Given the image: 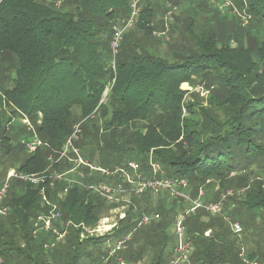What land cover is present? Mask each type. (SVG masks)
Returning a JSON list of instances; mask_svg holds the SVG:
<instances>
[{"label": "trees", "instance_id": "1", "mask_svg": "<svg viewBox=\"0 0 264 264\" xmlns=\"http://www.w3.org/2000/svg\"><path fill=\"white\" fill-rule=\"evenodd\" d=\"M170 2L173 8L167 7ZM181 2L185 0L168 1L165 10L179 8ZM195 2L187 25L172 28L192 35L193 48L182 47L188 50L185 57L167 61L126 36L113 67L110 42L114 22L130 17V0H0V182H5L11 170L44 179L38 187L10 180L8 196L0 204V210H10L7 217L0 215V258L4 264L17 253V234L29 249L23 264H81L83 260L96 264L88 248L97 250L99 245L102 263L116 264L115 258L105 262L106 241L129 234L133 239L118 256L129 262L146 259V264H163L170 237L167 230L174 218L168 212L163 220L159 215L158 222L138 228L144 215H153L137 206L138 196L113 237L81 240L84 227L95 228L104 210L117 206L92 187L112 183L110 187L117 188L108 175L129 170L130 163L140 166L147 176L152 175V163L160 165L163 173L159 178L188 182L194 199L200 190L205 191L208 181L224 183L213 203L234 184L249 186L238 207L247 206L253 212L251 219H257L256 212L262 213L258 218L264 221V0H234L244 15L238 19L231 15L232 9H225L230 14L221 20L213 19L201 0ZM202 14L207 21L199 22ZM139 17L135 28L143 34L152 37L159 28L165 32L164 24L154 26L157 14L153 6L144 5ZM233 17L237 22L230 19ZM202 24L210 30H195ZM199 80L212 90L208 107L183 90ZM17 115L31 125L23 123L21 130L34 132V138L43 144L34 154L26 149V137L14 144ZM76 127L80 133L74 146L84 164L76 166L68 159L52 163L50 159L57 161ZM71 157L78 158L74 153ZM6 161H10L7 169ZM17 164L19 168H14ZM56 173L61 180H55ZM42 189L51 206L43 203ZM64 190L66 196L61 199ZM233 197L227 198L222 215L212 217L199 209L188 216V234L198 246L195 262L246 264L245 255L227 249L222 221H215L229 216L228 209L234 205L229 202H237ZM153 200L150 195L143 202ZM53 215L61 233L67 224L72 225L64 242L57 244L63 247L42 256L41 250L37 251L35 222ZM205 216L210 218L208 222L202 220ZM208 230L211 237H205ZM160 232L164 236L158 239ZM6 234L9 244L4 243ZM43 234L55 242L52 231ZM248 255L251 262L264 257L260 252Z\"/></svg>", "mask_w": 264, "mask_h": 264}, {"label": "rangeland", "instance_id": "2", "mask_svg": "<svg viewBox=\"0 0 264 264\" xmlns=\"http://www.w3.org/2000/svg\"><path fill=\"white\" fill-rule=\"evenodd\" d=\"M130 1H133V0H130ZM168 1H173V0H141V3H140L142 5V6H140L141 8H143L144 5H148V6L151 5L155 8V13L157 14V18L153 21V23L155 24L154 26L159 25V24H160V26H162L164 24L165 28H166V24H168L169 30H168V32H166V30H164L165 31V34H164L163 32H161V30H160L161 28H159L158 33H156L154 36L150 37V36H147L145 33L143 34L141 32V30H139L138 28L128 29L124 33L123 40H122L121 45H120V49L117 53L118 57L123 52V47H121V46L123 45L122 43H123L126 36L128 38H130L134 43L135 42L139 43V41H140L142 46L140 44L139 45L141 47H144V45H145L147 47V49L151 51V52H149L150 54L160 55V56H162V58H164L167 61L172 62V61H175L176 58H179V60H181L183 57L186 56V54L188 53V50L186 51L182 47L193 48L194 45H192V35L186 34L184 31H182V29L177 32L176 30H174L172 28H174L176 26V24L177 25L179 24L180 27H182L183 23H184V25H187V22H186L187 19L193 15V11L191 8H193V7L196 8V2L195 1H198V0H185L187 5L189 6L188 8H185V6H186L185 2H181L182 6L179 8L177 7L178 9L175 13L171 12V11H173V9L165 10V4ZM212 2L213 3L211 4V0H201V6L209 7L211 10L209 15L213 16V19H215V20H221L227 14L229 15L230 13H227V10H230V9H232L231 15L236 16L238 19L241 18L242 15H244L243 13H245L244 10L242 13V10H240L237 6H235L234 0H226L224 2V4H223V2L221 3L220 0H212ZM172 5L173 4L170 2L167 4V7L173 8ZM225 9H227V10L225 11ZM221 10L225 11V12H222ZM165 11H166V13H165ZM199 16H204V15L202 14ZM199 16L196 18L199 19ZM230 17H232V16H230ZM181 18H183L182 23L180 22ZM206 18L207 17L204 16L203 18L200 19L199 22L207 21ZM230 19L234 23H235V21L237 22V20H235L234 17L230 18ZM203 24L200 25L199 27H196L195 30H197V31H205V30L208 31V30H210L206 27H201V26H203ZM123 26H124L123 21L121 23L120 22H114L113 31L116 28L121 29ZM171 29H172V31H171ZM159 32H161V33H159ZM133 37H134V40H133ZM232 44H233V47H237L236 43L233 42ZM219 47L221 48V46H219ZM117 56H116V58L118 59ZM111 60L113 62L112 63V65H113L115 63L113 56H112ZM200 81L201 80L197 81L196 85H194L192 87H191V85L187 84L185 88H183V87L182 88H183V90H188L190 93H192L191 95L194 94V96H193L194 98L191 95H190V97L195 99V101L198 102L200 105H203V107H208V104L210 101L209 98H210V95L212 93V90L209 87L203 85ZM190 97H188V98L190 99ZM23 120H24V118L21 117L20 115H17L15 120H14V122H15L14 125L17 128V132H16V136H15L16 140L14 141L15 145H18L19 143H21V141L25 137H26L27 142L34 141V132L33 133L32 132L27 133V132L21 130V127L24 123ZM23 141H25V140H23ZM76 149L78 151V154L80 155L81 154L80 150L77 147H76ZM26 154L27 153L22 154L23 158L26 157ZM71 159L74 160V158H72V157H71ZM9 163H10V161H8L6 163V169H7V164H9ZM153 165L155 166L158 164L152 163V168H153ZM15 166L16 165H13L14 168H19L18 164H17V167H15ZM129 167H130V165H129ZM159 167H160V165H159ZM60 168L62 170L64 169L63 166H61ZM152 168H151V172H152L151 176H147V175H145V173H142L140 166H139L138 170H135V171H137L136 174L138 176L131 175L133 173L135 174V171L131 167L129 170L128 169L124 170V171L130 173L129 182H125L126 183L125 185H127L129 188L123 184L122 177L117 176L119 172H115L113 175H111V174L108 175L111 178L113 177L112 181H114V182L116 181L117 185L113 184V185H115L114 187H118V186L121 187L125 191V193H123L117 197V199H120V201L117 202V204H119V205H117L116 208H114V210L116 212L111 214L112 210L108 211L107 209H105L103 217L98 222L97 226L93 230H91V228H89L87 232L85 231L83 234H81V240L86 239L87 237L104 238V239L108 238V235L110 234V231H111L110 228H112V226H110V224H112V222L107 223L106 221H117L118 219H120V215L122 213L127 214V211L130 210V208H129L130 204L129 203H131L133 198H134V195L131 193V191H132L131 188L133 186V183L137 182L140 179V177L142 179H145V180H151V178L152 179H155V178L156 179H166V178H159V175L163 173L162 172L163 169H160V172L155 174L154 169H152ZM3 169H5L4 165H3ZM76 174H79V170H76ZM105 174H107V172ZM53 175L56 177V176H59L60 174L56 173ZM80 175H81V177H83L82 173H80ZM117 177L121 179L120 182H117ZM223 184L224 183H222V182L210 183V181H208L207 185L204 187V190L206 192L204 191L205 196L202 199L203 203H206V204L213 203V201L216 198L215 195L218 192L221 193ZM95 185H101V183H97ZM107 185L109 186V184H104V186H107ZM111 185H112V183L110 184V186ZM248 190H249V186L239 188L234 184L233 186L228 188L227 192H224V193L222 192V195L228 193L229 191L234 193V197L233 196L232 197L235 198L237 202L234 203V201H230L229 203H231V205L234 204L233 206L236 205V207L230 206L231 209H228L229 216L228 217H222L221 219L218 218L215 221H222L221 226L224 229L223 232L226 234V237L228 238L227 240H225L226 245H229V247L227 248L228 250H230L234 255H237V256L241 255L243 257V255H245L246 264H264V257H258L257 259L253 260L252 262L248 258V256H249L248 254H251V253L254 254L255 252H260V253L264 254V221H261V219L258 218V216H261L263 214L260 212H256V213H258L257 219H256V217H255V219L254 218L251 219L253 216V212L251 210H249V208L247 206H246V208H242V206L238 207V203H240L242 200H244L243 198L246 196ZM185 193L192 199V201H195L194 189H192L190 187V185H189L188 190ZM162 194L163 193H161L159 195H162ZM150 195H151V193H146V194L142 195L141 197H139L141 199L139 201L147 200L150 197ZM166 195L169 196V199L170 198L173 199V202L175 201L174 198H176L177 201L179 202V208L180 209H179V214L177 216L185 214L187 211H189L193 208L192 202L183 201L177 197H174L169 192H167ZM155 196H157V195H155ZM227 204H228V202L224 203L223 209L221 211L222 214L225 211ZM8 213H10V210L8 211ZM194 214L195 213H191L190 215H194ZM7 216L8 215H6L5 217H7ZM212 217H214V215ZM209 219L210 218L208 216H205V217H203L202 220L208 222ZM35 223H36V227H37V233L39 234L38 241H36L37 251L41 250L42 256H44V255L50 256L53 252L57 251L58 248L60 250L63 247V245L62 246L56 245L55 246V248L57 247L56 250L47 248L53 244H56V242L51 241L50 239H48V237L45 234H43L41 232V222L36 220ZM236 224L240 225V227L242 228L241 234H235L234 233L233 227ZM174 230H175V227H174ZM58 233L61 234V231H58ZM168 234L170 237H169V242L167 244V250L165 252L163 264L169 263L170 252L172 251V248H174L175 243H176V237L173 234V231L171 232V230H169ZM205 234L207 235L205 237H211L213 235L211 233V230L206 231ZM14 240L17 244L18 250H17V253L15 255L10 257L9 262L7 264H23V261L28 259L29 249L25 246L23 238L20 235L17 234V237ZM64 240H62L61 242H63ZM231 241H232V243H230ZM193 242H195V241H193ZM221 242H224V240H221L220 243ZM4 243H8V244L10 243V239L8 238V234L5 235ZM107 243H108V240L106 241L105 248L112 249L113 248L112 243L111 242H109L108 244ZM194 245L196 246V250H195V254H196V253H198V246L195 243H194ZM233 245H235V246H233ZM127 247H128V243L126 244V249H127ZM107 251H108V249H107ZM88 252L92 253L93 259L95 260L96 264H103L102 260H101V256H102L101 255V252H102L101 245L98 246L97 250L92 249V248H88ZM118 255H120V253H118ZM118 255H117V257L119 258L120 256H118ZM197 255L199 256V259L202 258L199 254H197ZM106 258H107V254H106ZM126 261L129 262L128 260H126ZM238 261H240V260H238ZM86 262H87L86 260H83L81 262V264H85Z\"/></svg>", "mask_w": 264, "mask_h": 264}, {"label": "built area", "instance_id": "3", "mask_svg": "<svg viewBox=\"0 0 264 264\" xmlns=\"http://www.w3.org/2000/svg\"><path fill=\"white\" fill-rule=\"evenodd\" d=\"M141 0H133L131 1L130 7H131V14L130 17L124 22V26L121 29H114V34L112 36V40L110 42V48L113 52V57L114 59L117 56V53L120 49L121 42L123 40L124 33L128 29H133L137 26L139 19H140V7ZM177 8H174L173 11L171 12H176ZM169 23V22H168ZM169 30V25L166 24V32ZM165 34V32H164ZM115 62V61H114ZM115 63L113 64L114 67ZM109 90L106 91L105 97L108 95ZM27 126L31 127L30 122L25 119L23 121ZM80 133L79 127H76V130L74 134L71 136V138L68 140L64 150L59 153V157L56 160L54 158H51L50 161L52 163H58L62 161L63 159H68L71 162H74L77 166L84 164L83 160L80 158L77 149L74 146V143L78 140V134ZM26 146V149L29 154H34L40 147L43 146L42 142L38 139L36 136L34 138V141L26 142L24 143ZM70 153H74L75 155L78 156L77 159L72 160L70 158ZM130 167L135 171L139 169V166L135 163H130ZM154 173L157 174L160 172V167L159 165H153ZM117 172L122 173L123 177L127 182L130 180V173L124 171V170H117ZM137 171H135L136 174ZM136 176H138L136 174ZM16 178L19 179L25 183L31 184L35 187L40 186V184L44 181L43 178H40L39 176H27V175H19L16 173L15 170H12L8 173L7 178L5 182L1 183L0 182V204L4 202V200L8 196V191L10 188V180ZM62 176H56L55 180H61ZM189 188V184L186 181L183 180H175V179H151V180H145L140 177V179L133 183V186L131 188V193L134 196H142L146 193H151L153 195H159L161 193H171L174 197H177L183 201L186 202H192L193 208L189 211H187L185 214H182L177 217L176 222H175V237H176V243L173 249V254L171 257V260L169 264H199L193 260V256L195 253V246L193 244V241L188 234V229L186 226V220L188 216L191 213H195L199 209H204L208 213L212 215H217L220 214L223 205L226 202L227 198L234 196V193L229 191L228 193L224 194L221 199L217 203H211V204H206L203 203V197L205 196V193L203 190L199 191L198 198L195 199V201H192V199L185 193ZM92 189L101 194L105 199L110 201L111 203L117 204V202L120 201V199H117V197L125 191L121 187L117 188H112L110 186H104V185H98L97 187H92ZM40 195L42 197V201L45 205L51 206V203L47 197L45 189H42L40 191ZM54 208L53 210H55ZM9 209L4 208L0 210V215L6 216L8 214ZM56 218L55 215L52 217H39L38 221L41 222L44 225V229L46 232H49L53 230V225L51 224L52 219ZM160 220V216L157 214L153 215H144L141 219V221L138 224V228L148 226L153 222H158ZM234 233L235 234H241L242 233V228L240 225L236 224L233 227ZM56 239L55 242L56 244H53L47 248L53 249L55 246L59 243H61L62 240L66 238L68 235V231H64L61 234L57 233L56 231L54 232ZM132 234L128 235L123 241H119L115 243L112 249L108 248L107 251V258L105 259V262L107 263L110 261V259L115 258L116 259V264H145L146 260H140L138 262H127L124 258L122 257H117V254L119 252H122L126 250V244L130 241ZM207 236V235H206ZM209 236V235H208ZM0 264H4V261L2 258H0Z\"/></svg>", "mask_w": 264, "mask_h": 264}, {"label": "crops", "instance_id": "4", "mask_svg": "<svg viewBox=\"0 0 264 264\" xmlns=\"http://www.w3.org/2000/svg\"><path fill=\"white\" fill-rule=\"evenodd\" d=\"M12 171V170H11ZM74 171V170H73ZM72 172V171H71ZM103 172H105V171H103ZM120 174V176L122 177V181H123V184L125 185L126 183L125 182H127L126 180H125V178L123 177V174L122 173H119ZM68 173H66L64 176L65 177H67L68 178ZM131 175H135L136 176V174H131ZM69 178H71L73 181L75 180L74 179V177H72V176H69ZM152 179V178H151ZM101 185H104V184H102L101 183ZM108 186V185H107ZM125 186H127V185H125ZM128 187V186H127ZM129 188V187H128ZM152 195V197H153V199H154V201H152L150 204H148V203H146V202H143V201H139V203H137L138 205V207L140 208V209H146V210H149V211H151V214H158V215H160L161 217H162V220H163V218H164V216L169 212L170 213V218H174L173 220V224H172V226H171V228L169 229V230H171V232L173 231V234L175 235V230H174V227H175V222H176V219H177V215L179 214V203L178 202H173V199H169V196L168 195H166V194H162V195H157V196H153V194H151ZM66 196V194H65V190H64V192H62L61 194H59V198H61V199H64V197ZM103 197V196H102ZM104 198V197H103ZM139 200H141L139 197H137ZM173 198V197H172ZM175 199V198H174ZM107 200V199H106ZM108 201V200H107ZM108 203H111L110 201H108ZM130 205H129V208L131 207V206H133L132 204V202L131 203H129ZM117 205H119V204H117ZM128 208V209H129ZM137 209H136V207L134 206V211H133V213L134 214H136L137 213ZM114 212H116L114 209L111 211V214H113ZM127 218V214L126 213H122L121 215H120V219H118L117 221H106L107 223H109V222H112V224H110V226H112V228H110V234H109V236L110 237H113L114 235H115V230H119L118 228H119V225H120V223L122 222V221H124L125 219ZM54 222L55 221H51V224L53 225L52 227H53V230H51L53 233L56 231L57 233H58V231H60L56 226H55V224H54ZM61 225H62V222H61ZM72 224L71 223H69V224H67L66 225V227H64V225L63 226H60V228L61 227H64L63 228V230L64 231H67V229L71 226ZM117 227V228H116ZM84 229H85V231L87 232L88 231V229L89 228H85L84 227ZM94 228H92L91 230H93ZM41 232H43V233H47L46 231H45V229H44V225H41ZM167 233H168V230H167ZM55 234V233H54ZM130 235V234H129ZM128 236V235H127ZM127 236H125L124 238H122V239H116V238H112L111 240H109L108 241V243L109 242H111L112 243V245L114 246L115 245V243H117V242H119V241H123ZM154 236V235H153ZM164 235L160 232L159 233V235H158V239H161V237H163ZM205 236H206V234H205ZM133 239V236H131V238H130V241ZM64 242V241H63ZM107 243V244H108ZM106 249H108V248H106ZM173 249L174 248H172V251L170 252V255H169V262H170V260H171V257H172V254H173ZM157 250V249H156ZM149 264V263H148ZM169 264V263H168Z\"/></svg>", "mask_w": 264, "mask_h": 264}]
</instances>
